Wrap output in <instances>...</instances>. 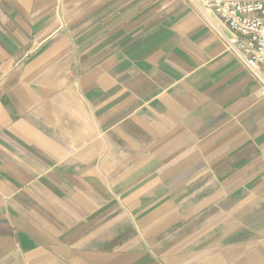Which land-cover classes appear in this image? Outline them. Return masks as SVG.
I'll return each mask as SVG.
<instances>
[{
	"label": "crops",
	"instance_id": "crops-1",
	"mask_svg": "<svg viewBox=\"0 0 264 264\" xmlns=\"http://www.w3.org/2000/svg\"><path fill=\"white\" fill-rule=\"evenodd\" d=\"M212 0H0V264H264V98Z\"/></svg>",
	"mask_w": 264,
	"mask_h": 264
},
{
	"label": "built area",
	"instance_id": "built-area-1",
	"mask_svg": "<svg viewBox=\"0 0 264 264\" xmlns=\"http://www.w3.org/2000/svg\"><path fill=\"white\" fill-rule=\"evenodd\" d=\"M205 9L229 34L228 47L245 64L264 98V0H212Z\"/></svg>",
	"mask_w": 264,
	"mask_h": 264
}]
</instances>
